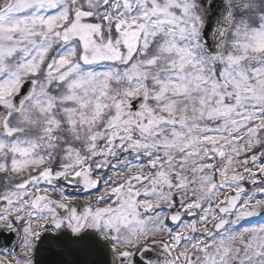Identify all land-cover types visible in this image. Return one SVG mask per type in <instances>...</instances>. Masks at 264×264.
I'll return each mask as SVG.
<instances>
[{
    "label": "snow or ice",
    "instance_id": "obj_1",
    "mask_svg": "<svg viewBox=\"0 0 264 264\" xmlns=\"http://www.w3.org/2000/svg\"><path fill=\"white\" fill-rule=\"evenodd\" d=\"M0 264H264V0H0Z\"/></svg>",
    "mask_w": 264,
    "mask_h": 264
}]
</instances>
